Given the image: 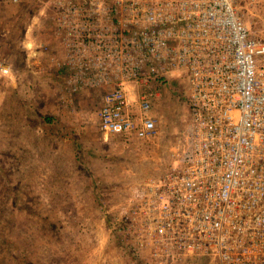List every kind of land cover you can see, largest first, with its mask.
Wrapping results in <instances>:
<instances>
[{"label":"built area","instance_id":"built-area-1","mask_svg":"<svg viewBox=\"0 0 264 264\" xmlns=\"http://www.w3.org/2000/svg\"><path fill=\"white\" fill-rule=\"evenodd\" d=\"M247 1L46 0L48 37L26 44L50 52L70 95L101 88L106 136L156 135L155 100L185 76L190 114L170 167L105 211L145 264H264V0Z\"/></svg>","mask_w":264,"mask_h":264},{"label":"rangeland","instance_id":"rangeland-1","mask_svg":"<svg viewBox=\"0 0 264 264\" xmlns=\"http://www.w3.org/2000/svg\"><path fill=\"white\" fill-rule=\"evenodd\" d=\"M45 1L0 6V57L17 72L30 24L46 35ZM21 73L8 103L0 84V264H145L123 252L105 211L170 167L190 114L185 76L170 78L155 100L156 135L128 139L100 130L101 88L70 95L56 74L36 83Z\"/></svg>","mask_w":264,"mask_h":264},{"label":"crops","instance_id":"crops-1","mask_svg":"<svg viewBox=\"0 0 264 264\" xmlns=\"http://www.w3.org/2000/svg\"><path fill=\"white\" fill-rule=\"evenodd\" d=\"M6 3V2H5ZM3 3V1L0 0V6L5 4ZM30 27V26H29ZM27 29L26 33H25V40L23 41V47L26 51V60H24V64L22 66V68H20V72H17L16 69L14 68L13 64L8 61L6 58V60L12 65V72L10 75H1V79H0V84H1V98H4L3 101L5 103H8V99L10 98H17V93L21 92L18 90V84L19 81L21 80L20 76H21V72H28V74L32 76V82H40L37 78L38 74L41 75V73L46 74L47 76H52L54 75V73H52L51 71H49L50 68V60L48 59V57L50 56V52H42V50H37V49H32L29 48V46H26V44L29 42V40L31 39H35V40H41L43 38H47L48 35H45L44 37L39 38L38 35H36V33H38L37 30L36 33L32 32V28ZM37 53H39L41 56L43 54H45V58L42 59L43 61H39L38 59H36V55ZM36 56V57H35ZM4 58V57H3ZM59 76L62 78L63 81V77L61 74L56 73V76ZM64 83V81H63ZM6 111V109L4 110Z\"/></svg>","mask_w":264,"mask_h":264},{"label":"trees","instance_id":"trees-1","mask_svg":"<svg viewBox=\"0 0 264 264\" xmlns=\"http://www.w3.org/2000/svg\"><path fill=\"white\" fill-rule=\"evenodd\" d=\"M139 260V258H137ZM141 260V259H140ZM139 264V263H138Z\"/></svg>","mask_w":264,"mask_h":264}]
</instances>
